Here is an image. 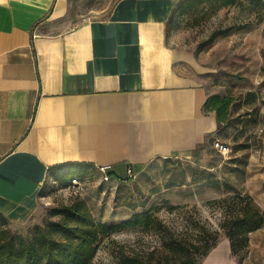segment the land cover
I'll return each mask as SVG.
<instances>
[{"label":"crops","instance_id":"obj_1","mask_svg":"<svg viewBox=\"0 0 264 264\" xmlns=\"http://www.w3.org/2000/svg\"><path fill=\"white\" fill-rule=\"evenodd\" d=\"M179 1L0 0L1 217L31 218L64 166L118 181L219 140L197 64L166 42ZM199 264H264V223L240 262L223 235Z\"/></svg>","mask_w":264,"mask_h":264},{"label":"rangeland","instance_id":"obj_2","mask_svg":"<svg viewBox=\"0 0 264 264\" xmlns=\"http://www.w3.org/2000/svg\"><path fill=\"white\" fill-rule=\"evenodd\" d=\"M165 36L190 55L197 64L192 73L211 95L229 99L218 138L229 154L218 155L210 144L106 182L91 166H64L49 172L31 218L19 224L0 219V228L28 235L34 225L56 219L51 208L79 197L103 223L146 212L154 218L148 227L103 236L88 264H199L214 233L224 235L239 197H250L264 213V0H239L213 14L207 5L175 7ZM176 246L178 254L170 251ZM244 247L234 254L239 262Z\"/></svg>","mask_w":264,"mask_h":264},{"label":"trees","instance_id":"obj_3","mask_svg":"<svg viewBox=\"0 0 264 264\" xmlns=\"http://www.w3.org/2000/svg\"><path fill=\"white\" fill-rule=\"evenodd\" d=\"M179 2L176 8L179 6L186 10L207 5L213 14L221 8L238 4L239 0H180ZM228 103V98L210 95L205 106L214 111L217 119L222 123L225 120ZM131 171L134 175V171ZM107 173L111 178V174L108 171ZM129 178L131 177L124 175L119 180ZM238 200L240 208L231 218L225 220L224 236L229 240L233 256L245 246L244 257L248 234L263 225L264 213L250 197H239ZM50 216L56 219L34 225L28 235L14 233L8 228H0V264H88L96 254L103 236L129 227H148L154 221L152 215L146 212L135 214L117 225L103 223L93 217L86 202L79 197L68 204L51 208ZM0 219L6 220L1 216ZM218 240L217 233H214L212 243L203 247L202 259ZM178 249L176 246L170 251L178 254Z\"/></svg>","mask_w":264,"mask_h":264},{"label":"built area","instance_id":"obj_4","mask_svg":"<svg viewBox=\"0 0 264 264\" xmlns=\"http://www.w3.org/2000/svg\"><path fill=\"white\" fill-rule=\"evenodd\" d=\"M212 148L214 149V151L218 155H220L222 157L227 156L230 152L229 146L227 144L219 141V140H214L212 142ZM97 170L100 172L101 179L103 182H106L110 179L109 175L107 173V168L105 166H98ZM125 176L126 177H133V173H132L131 169H126Z\"/></svg>","mask_w":264,"mask_h":264}]
</instances>
